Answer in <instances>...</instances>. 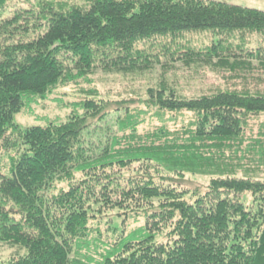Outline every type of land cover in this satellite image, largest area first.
<instances>
[{
    "label": "trees",
    "instance_id": "1",
    "mask_svg": "<svg viewBox=\"0 0 264 264\" xmlns=\"http://www.w3.org/2000/svg\"><path fill=\"white\" fill-rule=\"evenodd\" d=\"M99 69L159 75L115 112L86 92L65 121L17 122ZM2 151L0 244L25 254L0 264H264V180L242 177L264 166V11L0 0ZM187 176L209 181L176 184ZM112 211L125 229L144 221L106 240L100 220Z\"/></svg>",
    "mask_w": 264,
    "mask_h": 264
},
{
    "label": "rangeland",
    "instance_id": "2",
    "mask_svg": "<svg viewBox=\"0 0 264 264\" xmlns=\"http://www.w3.org/2000/svg\"><path fill=\"white\" fill-rule=\"evenodd\" d=\"M212 1L224 2L264 11V0ZM18 5L23 7L29 6L27 3H19ZM158 75L159 71L157 69L154 71H137L129 74L99 69L87 79L80 80L79 84L72 83L67 86H60L48 96L47 100H39L37 103H34L31 108L24 109L21 114L16 116V119L17 122L23 125H46L50 122L65 121L67 120L71 111H73L70 105L89 97L88 94H94L97 100H102L109 103L111 105L109 112H115L118 109L117 107H123V104H121L122 106L119 105V103L122 101H130L133 98H140L144 94L147 86L156 82L155 78L157 79ZM195 84L196 83L193 85ZM201 85L204 87L205 82H201ZM115 117L116 113H112V115L108 117V126L114 125L116 120ZM152 128V124L150 125V123H147L140 128V132L146 133ZM100 133L101 129H98L96 131V137H94L96 140ZM8 159V154H5L4 151L0 152L1 168H5L8 165ZM260 163L261 165L258 166H262L261 168L252 170L248 174H242V177H250L255 180H264V166L262 162ZM79 177L80 176H78V178ZM207 181H209L208 177L199 176H187L184 179L179 178V180H175L178 186H186L190 187L191 189L204 185L207 183ZM66 187H68L67 184H62L60 186V188ZM247 197L248 196L245 198L247 199ZM100 221V224H102L104 228V239L107 240L108 238H111L113 240H118L123 233L129 234L131 230L135 229L137 226H140L144 219L140 217H134L130 219L126 227L127 229H125V226L122 224V216L118 214V211H112L104 214ZM116 225H118V231H114ZM158 239L159 242L164 241L166 239L165 234L160 236ZM24 254L25 251L23 249L7 244H0V262L9 261L14 257Z\"/></svg>",
    "mask_w": 264,
    "mask_h": 264
}]
</instances>
